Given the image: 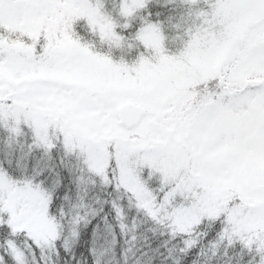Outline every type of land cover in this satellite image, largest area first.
I'll return each instance as SVG.
<instances>
[{"label":"snow or ice","instance_id":"1","mask_svg":"<svg viewBox=\"0 0 264 264\" xmlns=\"http://www.w3.org/2000/svg\"><path fill=\"white\" fill-rule=\"evenodd\" d=\"M0 264H264V0H0Z\"/></svg>","mask_w":264,"mask_h":264}]
</instances>
